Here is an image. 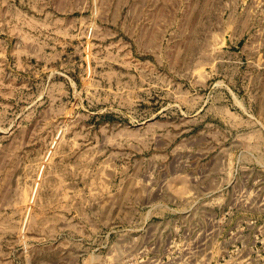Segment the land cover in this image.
I'll return each instance as SVG.
<instances>
[{
	"label": "rangeland",
	"instance_id": "1",
	"mask_svg": "<svg viewBox=\"0 0 264 264\" xmlns=\"http://www.w3.org/2000/svg\"><path fill=\"white\" fill-rule=\"evenodd\" d=\"M0 264H264V0H0Z\"/></svg>",
	"mask_w": 264,
	"mask_h": 264
}]
</instances>
